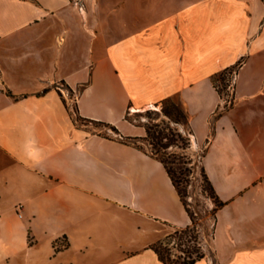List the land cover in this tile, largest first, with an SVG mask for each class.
I'll return each mask as SVG.
<instances>
[{
  "label": "crops",
  "instance_id": "obj_1",
  "mask_svg": "<svg viewBox=\"0 0 264 264\" xmlns=\"http://www.w3.org/2000/svg\"><path fill=\"white\" fill-rule=\"evenodd\" d=\"M236 64L224 107L213 75ZM174 94L226 203L194 264H264V0H0V263L48 242L58 261L41 264H165L152 245L192 220L164 164L124 139L147 134L128 111Z\"/></svg>",
  "mask_w": 264,
  "mask_h": 264
},
{
  "label": "rangeland",
  "instance_id": "obj_2",
  "mask_svg": "<svg viewBox=\"0 0 264 264\" xmlns=\"http://www.w3.org/2000/svg\"><path fill=\"white\" fill-rule=\"evenodd\" d=\"M84 1L85 0H81L80 5H82ZM113 1H125L126 4L132 6L139 3L161 4L165 3L167 0ZM188 1L191 2L197 0ZM180 2L181 0H175V4L177 5H179ZM164 14V11L158 9L157 17H163ZM212 52V49H206V58L204 60V65H206V67L211 63L209 57L212 55ZM83 58L84 56L78 53V65L82 62ZM238 66L239 65L236 64L223 69L226 70V79L224 81L221 79L218 80L221 87H223L224 84L226 85L223 89V98H234L233 80ZM176 76H179V74ZM58 85L63 89L61 90L63 97H76V92H70L66 85H63L62 83H59ZM128 86V89L135 94L137 90L141 89L140 86L142 85L128 84ZM80 89L77 90L78 93ZM70 109L74 118L78 119L77 107L74 102H71ZM135 111L140 112L134 114H131L130 111L127 112L126 117L128 120L135 124L142 125L145 128L151 127L157 132L161 131L163 134H166L167 137H162L161 139V145L168 144V147L158 145L151 137L135 139L132 142H135L139 147L151 154L158 151L159 156H165L168 158V161H170L169 166L178 180L179 187L183 191L184 200L191 213L194 215V222L192 221L190 224L192 230L188 233L184 234L179 232L186 227L177 229L179 230L178 232L171 229L173 236L167 240L170 251L165 252L168 262L177 263L185 260L187 261L189 260V257L197 258L198 256L204 257L206 255H213L212 238L215 223V202L210 197L211 192L210 190H207V183L204 180L202 157L205 152V147L197 146L193 141L186 107L180 99V96L174 94L162 99L155 106H150L143 110L137 109ZM168 112H171L172 114L170 115ZM90 124H92V130L94 129V131L119 136V133L108 127L96 123ZM8 206V202L2 204L3 208ZM13 229L15 231L13 237L21 239V232L18 229V225H14ZM4 236L5 234L2 233L0 237L4 238ZM5 237L9 239L11 238V235ZM28 239L32 241L30 235H28ZM50 254V244L48 242H41L33 250L16 251L8 261L9 264H28L27 261H31L30 264H39L40 262L38 261H58L56 259H49ZM63 260L66 261L67 258L64 257ZM213 263L216 264L215 261H213ZM0 264H6V260L1 261Z\"/></svg>",
  "mask_w": 264,
  "mask_h": 264
},
{
  "label": "trees",
  "instance_id": "obj_3",
  "mask_svg": "<svg viewBox=\"0 0 264 264\" xmlns=\"http://www.w3.org/2000/svg\"><path fill=\"white\" fill-rule=\"evenodd\" d=\"M225 77H226V70H223L220 73H216V74L213 75L214 86L217 88V90L220 92V94L222 96H223V89H224V87H226V85L224 84L225 86L223 85V87H221L220 84L218 83V80L221 79L222 81H224L226 79ZM168 114L171 115L172 113L168 112ZM93 122L96 123V124L108 127V128L114 130L117 133H120L118 128L115 125L111 124V123L103 122V121H93ZM146 130H147V135L145 137H128V138H125L124 141H134L135 139H145L147 137H151L154 141H156V143L158 145L163 146V147H168V144L167 145H161V139H162V137H164V138L167 137L166 134H163L161 131L157 132V131L153 130L151 127H147ZM152 155L155 156L158 160H160L164 164L169 176L173 180V183L176 186V188H177V190H178V192H179V194H180V196H181V198H182V200H183V202H184V204L186 206V209L188 211V214H189L191 220L194 222V215L191 213L190 209L188 208V206H187V204H186V202L184 200L183 191L179 187L178 180L176 179L171 167L169 166L170 161H168V158L165 157V156H159L158 155V151L155 152ZM203 171H204V173H203L204 174V180L207 183V190H210V192H211L210 197L215 202V216H216L217 211L220 208H222L226 203L224 201H222L220 199V197L218 196V194H217L212 182L210 181V179H209V177H208V175L206 173V170H205L204 166H203ZM190 230H192V227L189 225L185 229H182L180 231L176 229L175 232L179 231V232H182V233L185 234V233H188ZM172 236H173V234L171 233L168 236H166L165 239L160 240V241H158V242H156V243H154L152 245V248L157 252V254L159 255L160 259L165 264H194L197 260L203 258V256H198L197 258L189 257V260H187V261L185 260L183 262H177V263L168 262V260H167V258L165 256V252L166 251H170V249L168 248L167 240L169 238H171Z\"/></svg>",
  "mask_w": 264,
  "mask_h": 264
},
{
  "label": "built area",
  "instance_id": "obj_4",
  "mask_svg": "<svg viewBox=\"0 0 264 264\" xmlns=\"http://www.w3.org/2000/svg\"><path fill=\"white\" fill-rule=\"evenodd\" d=\"M71 1L73 3H75V4H77V5H80V1L81 0H71ZM234 81H235V77H234V80H233V87H234ZM232 104H233V99L224 98L222 106L229 107ZM17 208H18V210L21 209L22 205L20 204Z\"/></svg>",
  "mask_w": 264,
  "mask_h": 264
}]
</instances>
